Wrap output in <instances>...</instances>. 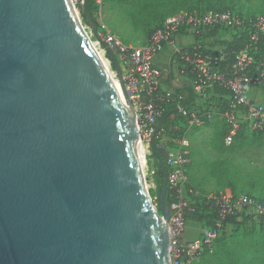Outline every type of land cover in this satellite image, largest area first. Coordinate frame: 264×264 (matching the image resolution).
Masks as SVG:
<instances>
[{"label": "water", "instance_id": "1", "mask_svg": "<svg viewBox=\"0 0 264 264\" xmlns=\"http://www.w3.org/2000/svg\"><path fill=\"white\" fill-rule=\"evenodd\" d=\"M73 9L0 0V264H169L168 153L155 139L171 115L150 141L159 213L132 120ZM88 20L133 108L117 53Z\"/></svg>", "mask_w": 264, "mask_h": 264}, {"label": "built area", "instance_id": "2", "mask_svg": "<svg viewBox=\"0 0 264 264\" xmlns=\"http://www.w3.org/2000/svg\"><path fill=\"white\" fill-rule=\"evenodd\" d=\"M249 27L252 30L248 42L241 49L231 51L234 62L224 65L228 51L220 41L231 40ZM103 39L117 53L140 136L150 141L159 119L170 107L177 110L171 117L178 116L177 122L185 129L174 140V146L165 147L168 142L165 133L161 141L168 153L169 187L177 198L171 204L169 218V264H195L205 252H213L218 238L227 235L245 217L264 223L263 201L246 193L234 194L228 187L201 193L191 186L192 142L187 135L192 128L209 126L216 119L227 126L226 144H231L243 130H264V103L255 101L250 94L251 90L264 92V71L261 64L254 65V56L264 41V14L181 11L168 15L140 44L128 43L114 33H107ZM166 45L175 46L174 54L181 55L175 58L173 54L162 64L158 58ZM174 71L188 79L186 84L192 86V99H187V93L175 90V77L178 79ZM216 85L229 89L230 94H218ZM174 129L178 130L179 126ZM197 196H202L217 218L215 225L203 227L195 238L185 241V213L194 209L191 198Z\"/></svg>", "mask_w": 264, "mask_h": 264}, {"label": "rangeland", "instance_id": "3", "mask_svg": "<svg viewBox=\"0 0 264 264\" xmlns=\"http://www.w3.org/2000/svg\"><path fill=\"white\" fill-rule=\"evenodd\" d=\"M78 11L80 26L84 34L96 40L92 26L80 14L78 4L71 0ZM102 2V1H101ZM160 6L165 11L162 18H153L152 5ZM179 5L177 9H172ZM164 8V9H163ZM233 11L241 15L261 16L264 14L257 0H127L125 2H108L102 4L101 12L96 14L97 28L104 38L107 33L121 36L126 42L140 44L150 36L152 30L168 15L181 11ZM108 59L112 71L118 79L115 67L106 50L99 45ZM174 82L176 87L184 86L187 78L180 77L178 71ZM166 82H169L167 76ZM167 84L164 88H167ZM264 96V92L255 90ZM182 93H187L181 91ZM179 126L171 123L170 128ZM222 121L205 127L192 128L187 134L192 142L191 186L206 190L228 187L231 182L238 193H246L264 202V133L253 134L244 131L237 141L243 147L235 152L221 153L214 147L215 139L223 128ZM168 136V135H167ZM169 137V136H168ZM144 148L143 177L152 203L160 193L156 170L159 158L151 149L150 141L141 137ZM176 136L171 140H176ZM158 148L163 146L158 144ZM160 179V178H159ZM152 191V195H151ZM244 219V218H243ZM204 226L195 221L186 222L184 240L195 238ZM264 247V223L248 218L234 225L229 233L218 239L213 252L206 254L195 264H262L257 258L258 249Z\"/></svg>", "mask_w": 264, "mask_h": 264}, {"label": "trees", "instance_id": "4", "mask_svg": "<svg viewBox=\"0 0 264 264\" xmlns=\"http://www.w3.org/2000/svg\"><path fill=\"white\" fill-rule=\"evenodd\" d=\"M125 1H127V0H102V2L99 3L97 0H85V2L83 4H78V8L80 10L81 16L83 17V19L87 23H89V20H88L89 18H92L95 22H97L96 14L98 13V11H99L100 7L102 6V4H106L108 2L121 3V2H125ZM209 1H211V0H209ZM257 1H258V4L261 6L262 10H264V0H257ZM179 7H180L179 5H176L172 9H177ZM152 9H153V14H154L153 15L154 19L162 18L164 16V14H165V11H163V12L159 11L160 10V6L157 5V4H153L152 5ZM189 11H192V10H189ZM204 11H206V10H204ZM164 19H162V21ZM161 22L159 24H161ZM251 30H252V28L249 27V28H247V30L239 33L238 35H235L234 38L231 39V40H222V41H220V43L223 46H225L226 51H228V54L226 56L227 60L224 62V65H230V64H232L234 62L235 55L231 51H233V50L237 51V50L241 49L248 42V40H249V31H251ZM180 55L181 54L179 52H176L174 54V57L178 58ZM260 64H261V69L264 71V41L261 42L260 51L258 53H256L255 56H254V65H260ZM189 78L191 79L192 76H189ZM262 88L264 90V81H263ZM215 89H216V92L218 94H230V90L225 88V87L216 85ZM175 90L177 92L178 91L179 92H181V91L187 92V99H192V97H193V89H192V86L190 84H184V86H178V87L175 88ZM174 110H175V107L168 108L165 111V113L163 114V116L165 114H170L171 115L174 112ZM177 119H178V116H176L175 118H172L170 116V117H168L166 119V121L164 122L162 131L157 135V137L155 139V144H156L157 147H158L159 142L161 144L162 134L163 133H165L166 136L167 135L169 136V137L167 136L168 142L165 144V147L174 146L175 143L171 139L174 138L175 136L178 138V137H180V136H182L184 134L185 129L182 126H180V125H179V129L178 130L170 128V124L171 123H175V122L178 123ZM217 121H222V120L216 119L210 125L214 124ZM222 125H223L222 126L223 128L219 131V133L217 134L216 139H215V144H214L215 149L217 151L221 152V153H230V152H235L238 149L242 148L243 144H238L237 141L242 136V133H244V131H247V130H243L242 133L231 144H226L225 143V136L227 134V126H226V124L223 121H222ZM252 133L253 134H263L264 130L258 131V132L252 131ZM157 164H158V167H157V170H156V175L158 176L159 190L161 191L162 169H161L160 160L158 161ZM191 181H192V178H191ZM228 183H229L228 184L229 185L228 188H230L234 194H237L238 192H236L235 186L231 182H228ZM219 188H227V187H219ZM198 189H199V191L201 193H205L206 192V189H202V188H198ZM152 194L153 193L151 191V195ZM159 195H160V193L157 195V198H156L155 202L157 203L159 213H161V210L159 208ZM176 199H177L176 196L174 195L173 191L169 187V190H168V193H167L168 202L170 204H172ZM191 201L194 202V203H192L194 209L192 211H188V210L186 211V213H185L186 222L195 221V222H197L199 224H202L204 227L205 226L210 227V226L215 225L217 214L214 213V212H210L209 211L208 207L203 202L202 196H197V197L191 198ZM245 218L247 219L248 217H245ZM233 221L236 223L235 219H233ZM224 236H226V235L224 234L220 238H222ZM220 238H218V239H220ZM209 253L210 252H205L201 257H203V256H205L206 254H209ZM256 258L262 264H264V247L258 249L257 254H256Z\"/></svg>", "mask_w": 264, "mask_h": 264}, {"label": "bare ground", "instance_id": "5", "mask_svg": "<svg viewBox=\"0 0 264 264\" xmlns=\"http://www.w3.org/2000/svg\"><path fill=\"white\" fill-rule=\"evenodd\" d=\"M73 12L75 14V17L77 19V21L80 24V20L78 17V11L77 9L74 7ZM86 34V33H85ZM84 34V35H85ZM86 36V35H85ZM86 38L88 39V41L91 43V45L93 46L95 52L97 53L98 57L100 58L102 64L104 65L106 72L115 88V91L117 93L118 98L120 99L122 105L124 106V109L127 113V115L131 118L133 126L135 128V149L137 152V158H138V166L141 170V173L143 175V165H144V148H143V143L142 140L140 138V133H139V126L137 124V117L135 115V113L133 112V108H131V106L129 105L128 100L125 97V92L119 82V80L116 78L115 73L112 71L109 61L108 59L105 57L104 51L101 50V48L99 47V43L96 40H92L91 38H89L88 36H86ZM151 212L153 215V218L156 222V224L161 228L162 231L166 230V225L164 222V219L159 216V214H157L156 210L152 207L151 208Z\"/></svg>", "mask_w": 264, "mask_h": 264}, {"label": "crops", "instance_id": "6", "mask_svg": "<svg viewBox=\"0 0 264 264\" xmlns=\"http://www.w3.org/2000/svg\"><path fill=\"white\" fill-rule=\"evenodd\" d=\"M181 39V38H180ZM179 39V40H180ZM175 46L173 45H166V47L164 48V50L159 54V63H162V64H165L166 61L168 60V58H170L174 52H175ZM258 92L255 91V90H251L250 94H251V97L259 102V103H264V96H260V94H257ZM187 240H190V239H187ZM186 241V240H185Z\"/></svg>", "mask_w": 264, "mask_h": 264}]
</instances>
